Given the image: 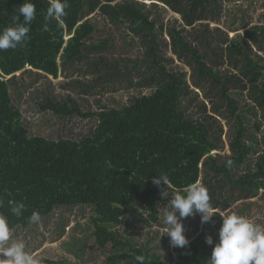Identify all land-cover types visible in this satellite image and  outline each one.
Returning a JSON list of instances; mask_svg holds the SVG:
<instances>
[{"label": "trees", "instance_id": "16d2710c", "mask_svg": "<svg viewBox=\"0 0 264 264\" xmlns=\"http://www.w3.org/2000/svg\"><path fill=\"white\" fill-rule=\"evenodd\" d=\"M113 1L116 0H67L66 15L57 22L45 20L50 0H31L37 16L30 26L28 39L15 49L0 51V215L8 219L12 229L29 224L28 218L33 212L48 215L57 205L89 204L95 213L96 244L101 248L108 243L113 248L121 245L128 248L109 254L104 264H119L121 259L138 264L136 256H142L144 264H162L158 255L145 252L130 240H121L110 228L120 224L129 206L143 208L147 221L157 223L161 190L167 187L183 192L188 185L198 182L203 168L221 182L220 186L209 187L214 208L218 205L214 193L218 188L226 186L238 197H252L264 190V152L248 162L251 154L258 153L257 147L247 132L237 99L229 93L235 86L245 89L248 84L254 105L264 111V64L250 56L245 39H229L224 33V38L216 36L212 46L213 33L207 31V25L198 31L197 43L211 47L217 61L212 58L207 61L206 55L189 41L185 26L208 14L215 15L217 0H158L178 13L183 21V26L172 25L167 34L174 53L188 59L193 84L197 87L196 79H206L216 85L221 106L235 120L229 135V154L213 153L223 145L222 128L210 122L215 120L213 115L193 118L181 108L182 96L189 85L184 74L158 63L156 23L149 18L144 3L119 0L111 5ZM24 2L0 0V30L13 26L15 10ZM98 5L110 10L111 20L129 21L127 28L131 33L150 38L153 43L149 50L159 69V84L149 94L137 96L127 105L93 112H82L73 98L63 102L47 98L40 104L41 109L61 116H95L96 126L90 135L79 140L28 135L21 112L12 106L9 79L25 67L56 78L60 66L79 60L85 40L95 30L94 24L84 17ZM158 29L162 33L166 28L160 25ZM245 34L255 42L254 32ZM260 34L264 39V26ZM223 54L232 58L236 66L240 64L243 77L240 73L220 72L218 60ZM209 99L214 102L210 96ZM214 103L211 112L217 113L220 104ZM243 165L244 171L237 173ZM161 174L168 177V186L157 187L152 183L153 177ZM10 202L24 204L19 217L11 212ZM214 217L197 233L191 247L178 248L191 264H207L205 237L211 235L213 240L218 239L214 228L221 224L218 213Z\"/></svg>", "mask_w": 264, "mask_h": 264}, {"label": "rangeland", "instance_id": "374dc122", "mask_svg": "<svg viewBox=\"0 0 264 264\" xmlns=\"http://www.w3.org/2000/svg\"><path fill=\"white\" fill-rule=\"evenodd\" d=\"M119 0L113 1V5ZM144 3V9L149 11V18L156 23V42L158 45L157 61L170 71L182 73L189 85L188 91L182 96L181 108L193 118L213 115L214 126L222 128L223 145L218 151L220 155L229 154L228 142L231 126L235 120L221 106L217 94V86L206 79H196V87L192 80V69L187 58H180L174 53L167 30L172 26H183L180 15L163 5L158 0H136ZM215 15L195 20L191 26H185L188 39L193 45L209 58L217 61V55L205 44L197 43V37L207 25V31L212 32L211 45L216 36L229 39H245L250 47V56L264 64V39L260 34L264 26V0H217ZM110 10H103L98 5L89 13L88 18L94 24L95 30L85 40V49L79 60L60 66L56 78L41 71L25 67L14 73L9 79V91L12 106L22 115V124L27 128L28 135L42 136L58 140L68 138L79 140L90 135L97 124L95 116L84 118L79 115L61 116L50 110H43L40 104L47 98L57 101H67L73 98L82 112L99 111L106 108H119L131 103L134 98L152 92L158 81V66L154 63L150 46L152 41L148 36L133 34L127 28L129 21L116 22L109 18ZM164 25L161 33L158 29ZM218 29L219 31L215 30ZM246 31H252L257 36L253 40L246 38ZM260 47V48H259ZM60 63V61L58 60ZM210 63V62H209ZM218 68L222 74L235 73L242 76L240 64L237 66L229 56L223 54L218 60ZM10 77V76H9ZM229 93L237 99L241 114L247 126V132L254 138L253 144L257 152L251 154L249 161L264 152V111L256 107L250 96L248 84L245 89L240 86L231 88ZM220 104L219 112L212 113L211 107ZM250 142V140H248ZM245 165L238 168L237 173L244 171ZM198 182L206 187L209 197V187L220 186L218 179L211 177L203 168ZM170 195L162 199L160 194L159 221L148 222L143 208L129 206L120 224L110 229L123 241L130 240L149 254H156L162 264H191L182 257L178 248L170 245L167 235H163L162 208L171 199V194L177 193L167 189ZM218 205L213 211L221 214L236 213L255 223L264 224V190L252 197H238L230 193L227 187L218 188L214 192ZM38 223L16 226L11 229L12 239L25 243L26 251L40 260V264H104L105 258L112 253H121L128 248L121 245L113 248L111 243L101 248L95 242L93 218L94 210L89 204L57 205L48 215H39ZM215 219V217H213ZM184 234L189 240L186 247H191L197 233L207 223H201L200 215L183 219ZM221 224L214 228L217 232ZM163 235V236H162ZM214 243L218 239L213 240ZM212 245H208L205 259L209 260ZM178 249V250H177ZM119 264H133L129 259L119 260Z\"/></svg>", "mask_w": 264, "mask_h": 264}, {"label": "clouds", "instance_id": "9594fccd", "mask_svg": "<svg viewBox=\"0 0 264 264\" xmlns=\"http://www.w3.org/2000/svg\"><path fill=\"white\" fill-rule=\"evenodd\" d=\"M68 6L67 0H50L45 20L61 21ZM15 11L16 14L12 17L13 26L0 30V51L15 49L25 42L30 26L37 16L31 0H25ZM230 165L231 161H228L227 166ZM152 183L160 187L162 184L168 186L170 181L167 176L161 174L153 177ZM169 195L167 187L160 192L162 199ZM10 204L11 212L19 217L25 207L24 204L14 202ZM161 211L163 235L169 237L170 245L174 248H184L189 244L184 234L183 219L199 214L203 224L212 222L216 216L208 191L199 182L188 185L183 192L171 194V199ZM219 217L221 227L218 242L214 243L211 235L205 237L206 243L213 246L207 264H264V224L255 223L234 212L221 214ZM28 219L30 223H38L39 213L33 212ZM135 259L138 264H144L142 256H136ZM0 264H40L37 257L26 251L23 241L12 239L8 219L2 215H0Z\"/></svg>", "mask_w": 264, "mask_h": 264}]
</instances>
